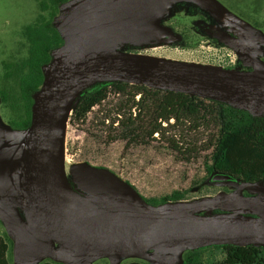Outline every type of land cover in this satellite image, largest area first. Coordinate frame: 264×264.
<instances>
[{
	"label": "rangeland",
	"instance_id": "374dc122",
	"mask_svg": "<svg viewBox=\"0 0 264 264\" xmlns=\"http://www.w3.org/2000/svg\"><path fill=\"white\" fill-rule=\"evenodd\" d=\"M39 1L0 0V68L1 60H16L25 55L27 43L22 37V28L37 19ZM81 1L68 0L61 4L54 19L64 42L70 38L71 29L81 23L77 20L82 6L78 5L84 0ZM223 11L233 13L249 25V29L242 32L260 49L257 66H242L240 56L214 35L212 26L223 30L233 26L224 20ZM67 20L71 26H64ZM98 27L105 33L100 46L106 50L230 67L264 79V46L258 42V36L264 34V0H128L123 8L112 9L101 18ZM80 93L72 96L58 118L53 163L59 183L67 184L68 190L71 188L70 198L85 213L101 220H113L140 210L131 201L117 204L108 200L103 191L96 190L87 180L86 168H102L112 173L119 181L132 187L142 199L160 198L175 190L183 193L184 199L166 202L173 207L170 212L173 215L254 216L264 212L263 181L242 182L208 176L203 163L205 153L201 158L184 161L159 140L150 144H131L127 149L119 140L106 144L99 136L98 127L89 121L92 114L85 123L73 122L72 107ZM7 117L0 105L2 186L8 185L11 154L23 135L9 127ZM218 194L253 199L256 210L254 213L245 212L240 204L216 208L212 198ZM25 208L8 202V199L0 201V234L10 239V264H41L46 260L60 262L56 257L44 256L43 251L63 250L65 246L49 239L29 222ZM186 251L185 247L174 246L167 264H181ZM157 253L158 246L138 244L87 259L86 264H124L130 261L163 264L157 259ZM208 253L209 250L202 252L203 255ZM221 255L217 254L218 257Z\"/></svg>",
	"mask_w": 264,
	"mask_h": 264
},
{
	"label": "water",
	"instance_id": "95a60500",
	"mask_svg": "<svg viewBox=\"0 0 264 264\" xmlns=\"http://www.w3.org/2000/svg\"><path fill=\"white\" fill-rule=\"evenodd\" d=\"M127 1L84 0L78 5H82L80 13L77 10V20L81 23L72 28L70 38L53 51L44 69L42 84L35 94L30 127L19 130L23 135L11 154L8 185H0V201L8 199L26 207L29 222L38 227V220L56 234V241L64 245V249L44 250L43 255L67 264H86L87 259L115 253L125 245L126 248L138 244L158 246L157 259L163 264L169 262L174 246L186 249L214 244L264 246V212L254 216L173 215L170 214L173 207L166 202L149 204L112 173L102 168H86L87 180L96 190L103 191L108 200L117 204L131 201L140 208L123 218L101 220L74 204L59 183L50 155L51 145H55L58 118L75 93L95 82L143 83L214 97L264 114V79L246 71L102 48L105 33L98 27L100 19L112 9L123 8ZM222 17L231 25L249 29V25L233 13L223 11ZM64 26H71L68 20ZM212 28L214 35L232 48L245 66L258 65L260 49L248 41L242 31L232 28L230 34L217 26ZM258 42L264 45V34L258 36ZM214 178L228 177L216 175ZM212 203L216 208L240 204L245 212L256 210V202L245 196L218 194L212 198Z\"/></svg>",
	"mask_w": 264,
	"mask_h": 264
},
{
	"label": "trees",
	"instance_id": "16d2710c",
	"mask_svg": "<svg viewBox=\"0 0 264 264\" xmlns=\"http://www.w3.org/2000/svg\"><path fill=\"white\" fill-rule=\"evenodd\" d=\"M67 1L40 0L37 19L22 28L27 43L25 55L16 60H1L0 105L13 130L30 127L44 69L53 51L63 44L54 19L60 5ZM89 114L90 123L98 127L106 144L119 140L127 149L131 144L159 140L184 161L201 158L205 153L203 163L208 176L264 183V114L214 97L120 80L98 81L81 90L72 107L73 122L85 123ZM183 196L175 190L145 200L158 205L182 200ZM9 242L6 235L0 234V264H10ZM204 250L209 253L203 255ZM41 264L67 263L46 260ZM181 264H264V246L248 243L189 248Z\"/></svg>",
	"mask_w": 264,
	"mask_h": 264
},
{
	"label": "bare ground",
	"instance_id": "6f19581e",
	"mask_svg": "<svg viewBox=\"0 0 264 264\" xmlns=\"http://www.w3.org/2000/svg\"><path fill=\"white\" fill-rule=\"evenodd\" d=\"M53 148H54V145H51V149H50V155H51V158L54 160V151H53ZM55 152H57V151H55ZM57 154V153H56ZM62 166V165H61ZM66 181V180H65ZM62 185H64V184H62ZM64 188H65V192H66V195L68 194L69 196H72L71 194H70V191L69 190H71V188L68 190V188L69 187H67V184H65L64 185ZM82 210V209H81ZM99 217V216H98ZM94 218H97V217H94ZM100 218V217H99ZM98 219V218H97ZM37 225H38V227L41 229V231L47 236V237H49V238H51V239H53L55 242H57L56 241V239H55V237L54 236H57L56 234H54L52 231H50L49 229H47L40 221H38L37 220ZM58 237V236H57ZM62 242V241H61ZM58 243V242H57ZM62 243H64V242H62ZM65 244V243H64ZM140 245V244H139ZM66 246H68V245H66ZM142 246V245H141ZM127 247V245H125V246H122L121 248H119V249H124V248H126Z\"/></svg>",
	"mask_w": 264,
	"mask_h": 264
},
{
	"label": "flooded vegetation",
	"instance_id": "af4514ba",
	"mask_svg": "<svg viewBox=\"0 0 264 264\" xmlns=\"http://www.w3.org/2000/svg\"><path fill=\"white\" fill-rule=\"evenodd\" d=\"M212 28V27H211ZM238 29V30H240V31H247V30H244V29H241V28H238V27H236V26H230V27H228V29L227 30H224V31H226L227 33H230V34H232V32H231V29ZM212 30H213V28H212ZM223 30V29H222ZM243 33V32H242ZM244 34V33H243ZM244 36L246 37V39L248 40V38H247V36L244 34ZM249 41V40H248ZM262 46H264V45H262ZM241 63H242V60H241ZM242 66H244V67H249V66H245L243 63H242Z\"/></svg>",
	"mask_w": 264,
	"mask_h": 264
},
{
	"label": "crops",
	"instance_id": "0c3cea01",
	"mask_svg": "<svg viewBox=\"0 0 264 264\" xmlns=\"http://www.w3.org/2000/svg\"><path fill=\"white\" fill-rule=\"evenodd\" d=\"M73 264V263H72Z\"/></svg>",
	"mask_w": 264,
	"mask_h": 264
}]
</instances>
